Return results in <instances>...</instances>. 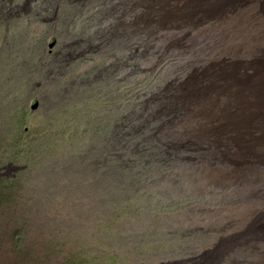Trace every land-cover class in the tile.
Returning <instances> with one entry per match:
<instances>
[{
  "label": "rangeland",
  "instance_id": "374dc122",
  "mask_svg": "<svg viewBox=\"0 0 264 264\" xmlns=\"http://www.w3.org/2000/svg\"><path fill=\"white\" fill-rule=\"evenodd\" d=\"M216 3L0 0V264H264V140L227 120L264 13Z\"/></svg>",
  "mask_w": 264,
  "mask_h": 264
},
{
  "label": "bare ground",
  "instance_id": "6f19581e",
  "mask_svg": "<svg viewBox=\"0 0 264 264\" xmlns=\"http://www.w3.org/2000/svg\"><path fill=\"white\" fill-rule=\"evenodd\" d=\"M247 2L254 4L253 11L260 10L264 13V0H217L214 10L221 15L229 9H238ZM248 64L253 72L248 80L243 82L244 79L241 75L245 76V73L241 69ZM232 69H234L236 78L229 85L231 93L229 101L235 110L227 117V120L232 124L239 125L243 118H247L251 128L259 131L262 140H264V58L262 59V55H259L252 61L237 60L233 63Z\"/></svg>",
  "mask_w": 264,
  "mask_h": 264
}]
</instances>
